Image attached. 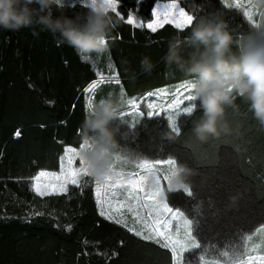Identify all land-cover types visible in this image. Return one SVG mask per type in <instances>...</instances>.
I'll list each match as a JSON object with an SVG mask.
<instances>
[{"label":"trees","instance_id":"trees-1","mask_svg":"<svg viewBox=\"0 0 264 264\" xmlns=\"http://www.w3.org/2000/svg\"><path fill=\"white\" fill-rule=\"evenodd\" d=\"M156 1L170 0H140L138 5L121 0L118 10H133L148 21ZM179 3L193 15L218 12L234 33L257 29L220 0ZM63 7L69 14L88 8L81 3ZM118 18L106 38L102 66L112 62L126 95L186 80L162 59L167 39L185 29L165 25L152 33L125 22L126 15ZM36 31L0 30V264H170L167 250L99 214L89 179L62 194L41 197L31 190L29 182L38 170H58L64 148L82 142L83 89L96 79L93 58L86 61L50 33ZM145 56L154 63L150 72L141 67ZM108 87L102 85V96L115 88L108 92ZM194 103L191 115L178 118L179 134L160 115L144 116L134 127L122 124L117 135L118 153L132 159L173 158L191 170L185 180L190 193L166 195L167 204L191 221L198 242L184 254V264H198L202 256L218 260L264 224V125L237 97L238 108H227L221 121L229 131L202 141L192 132L202 115L199 102Z\"/></svg>","mask_w":264,"mask_h":264},{"label":"clouds","instance_id":"clouds-1","mask_svg":"<svg viewBox=\"0 0 264 264\" xmlns=\"http://www.w3.org/2000/svg\"><path fill=\"white\" fill-rule=\"evenodd\" d=\"M63 4L64 0H0V30L31 28L38 35L39 29L77 52H103L118 16L99 3H90L87 10L71 14ZM162 59L170 69L183 74L194 100L199 102L202 115L192 128L198 139L229 131L221 121L227 108H238L237 97L248 103L254 118L264 125V28L234 33L218 12L193 15L185 31L167 39ZM141 67L150 72L154 63L145 56ZM126 104L119 93L101 96L92 102L82 121L84 146L79 148V155L91 175L102 177L113 163ZM195 110L196 105L187 114ZM190 173L186 165H177L173 185L185 187Z\"/></svg>","mask_w":264,"mask_h":264},{"label":"snow or ice","instance_id":"snow-or-ice-1","mask_svg":"<svg viewBox=\"0 0 264 264\" xmlns=\"http://www.w3.org/2000/svg\"><path fill=\"white\" fill-rule=\"evenodd\" d=\"M82 3L85 0H81ZM140 0H136L137 5ZM89 4L100 6L106 10L110 9L116 16L124 19L130 25L137 23L136 14L133 10H128L126 14L121 13L118 9L121 0H87ZM63 6V5H61ZM243 15L249 21L254 22V14L249 10L248 5H241ZM153 17L146 24V28L152 33H156L159 29H163L165 25H173L176 29H186L190 26L193 20V14L187 11L184 7L179 6L177 0H171L163 12L159 10V6L153 7L151 10ZM143 23V21H141ZM58 43V42H57ZM103 81V75H99L98 80H93L90 87L94 90L96 86ZM119 83V81H117ZM182 88H177L168 109L189 113L195 107L194 103L181 108V105L187 102H193L194 97L191 94V85L185 80L181 82ZM87 91V89H85ZM134 110L132 115H143L139 112V106L135 101H129ZM86 107L89 109L92 104V98L88 97L85 100ZM157 106L149 104L150 109L147 115H157L155 108ZM122 112L121 116L124 117ZM171 127L179 134V128L176 120L169 115L168 117ZM19 136L20 132L17 131ZM84 146L82 141L79 145ZM79 161V166H76V161ZM61 168L59 172H52L46 169H40L34 176L31 177L33 190L41 197L56 193L62 194L68 192L69 185H79L82 177L90 176L88 168L85 166L82 157L79 155V150L74 147H66L64 155L60 158ZM121 157L116 154L113 163L104 173V182L98 179L95 186L96 202L99 209V214L109 221L115 222L117 225H123L127 231L133 233L136 237L144 241L154 242L170 253V264H181L182 252L191 247L194 241L190 235L189 221L183 217L179 211L172 210L164 202L162 198V183L160 173L163 171L166 174L163 180L167 181L174 170L175 162L171 159L166 161H151L142 160L137 162V171L126 172L118 166ZM155 181L154 185L148 183L149 179ZM55 180V183H53ZM170 187H178L177 185H169ZM117 189H123L127 193L126 200L114 199ZM51 190V192L49 191ZM187 191V188H185ZM125 210L130 213L134 219L132 227L128 226L127 220L124 217ZM177 222L175 233L172 231V222ZM264 232V228L258 230ZM253 237L250 235L247 241H251ZM122 243V242H121ZM256 252L255 247L249 249L244 258L239 259L236 264H264V254H253Z\"/></svg>","mask_w":264,"mask_h":264},{"label":"rangeland","instance_id":"rangeland-1","mask_svg":"<svg viewBox=\"0 0 264 264\" xmlns=\"http://www.w3.org/2000/svg\"><path fill=\"white\" fill-rule=\"evenodd\" d=\"M220 1L224 6L238 10L245 19H246V17L243 15V9H241V5H243V4L248 5L249 10L252 11L254 14L255 21L252 22V21H249L248 19H246V20L251 25L255 26L257 29L264 28V0H220ZM170 2H171V0L167 1V2L156 1L154 3L153 7H156L158 5L159 10L161 12H163L164 9L166 8V6ZM65 3H67V4L81 3L83 6L88 7L87 0H85L84 3H82L81 0H64V4ZM177 3L180 6L179 0H177ZM136 18H137V23L135 25H131V26L137 27V28H142V27L146 28L147 22H149L153 17L148 21H143V23H141V21H142L141 19H139L138 17H136ZM125 22H126V19H125ZM105 51L106 50H104L102 52V60L103 59L106 60L104 58ZM79 53L81 55H84V60H86V61H91V58H93L95 60L94 62L96 64H93V69L95 70L96 75H97L98 66H96V65H97V59L99 57V53H96V52L85 53V54L83 52H79ZM102 75H103L102 85H104L106 83L109 84L108 92L111 91L110 89L112 87H115L111 93L122 94L127 100V104H126L124 111H123L125 113V115L123 117V119L125 120V123H124L125 125H127L128 127H134L139 122V120L144 116L154 117V116L163 115L166 118L169 129L172 132L176 133V131L170 125V122L168 119L169 115H171L177 122L180 115L187 114V113H185L183 111H179V113L177 114L175 110L170 111L167 106L175 98L174 94H175L177 88H182V84H181L182 81L178 82V83H174L172 85H167L163 89H156V90L147 92L144 95H137V96L130 97L123 92V90L120 87V82L117 83V81H119V80L116 77V73H115V70L113 68V64L111 61H108L104 66H102ZM107 94H109V93H107ZM85 96H86V99L88 97H91L92 102L95 101L96 99H98L99 97L102 96V86L101 87L98 86L94 90H91V87H89L87 89V91H85ZM129 101H135L136 104L139 106V112L143 113V115H132V112L134 110L132 109V106L129 103ZM194 102H195V100L193 102H187L186 101L184 104L181 105V108L187 107V106H189L190 103H194ZM149 104H153V105L157 106L155 108V112L158 113L157 115H152V116L147 115L148 111L150 110L148 108ZM86 109L88 112L89 109L87 107H86ZM177 126H178V124H177ZM77 150H79V149H77ZM117 154L121 157V161L118 162V166L123 168L126 172L137 171L138 170L136 168L137 162L145 160V159H132V158H129V157L123 155L122 153H118V152H117ZM169 159H171L175 162V160L173 158H166V159H161V160H151V161H166ZM59 162H60V166H61L60 158H59ZM76 166L77 167L79 166L78 160L76 161ZM176 169H177V164L175 162L174 170L172 171L168 182L163 180V176L166 173L163 171L160 173L161 183H162V198L166 204H167L166 195L168 192L182 191L187 195L190 193L189 187L186 183H185V187H170L169 186L170 184L173 185L172 177H173L174 173L176 172ZM59 171H60V169L59 170H53L52 172H59ZM85 179L90 180V184L92 185L93 196H94L96 181L99 179L101 181V183H103L104 177L103 176L102 177H96L94 175H90L87 177H82L81 182ZM29 183H30L29 185H30L31 190L34 191L32 188L33 181L31 180ZM53 183H55V180H53ZM148 183L151 185H154L155 181L152 179H149ZM70 186H76V185H69L68 188ZM185 188H187V191L185 190ZM49 191L51 192V190H49ZM52 194H56V193H52ZM114 199L126 200L127 199L126 191L123 189H117ZM94 200H95V197H94ZM95 203H96V201H95ZM96 205H97V203H96ZM168 207L172 210L179 211L183 215V217L190 222L189 223L190 235H191L194 243L192 244L191 247L186 248L181 254V257H182L181 264H184V257H183L184 254L191 251L192 249H195L198 246V242L192 234L191 221L184 215V213L182 211H180L178 209L171 208L169 205H168ZM97 208H98V206H97ZM98 211H99V209H98ZM124 217L127 220L128 226L132 227L134 224V219H133L132 215L125 210ZM176 228H177V222L173 221L172 222L173 233H175ZM261 228H264V224L258 226L251 233L245 235V237L242 240V243L240 244V246L236 250L230 251V252H222L219 255L218 264H236V262L239 259L244 258L246 253L249 251V249H251L253 247H255V249H256V252L253 254H264V232H258V230ZM250 235L253 237V239L251 241H247V238ZM205 257L206 256L200 257V259L198 260V264H210L209 262L206 263V261H204ZM200 260H201V262H200ZM188 264H191V263H188Z\"/></svg>","mask_w":264,"mask_h":264},{"label":"crops","instance_id":"crops-1","mask_svg":"<svg viewBox=\"0 0 264 264\" xmlns=\"http://www.w3.org/2000/svg\"><path fill=\"white\" fill-rule=\"evenodd\" d=\"M79 53V52H78ZM80 54V53H79ZM85 54V53H84ZM101 56V57H100ZM99 57H100V59H99V65H98V71H97V75H96V79L95 80H98L99 79V75L100 74H102V52H100L99 53ZM83 59H84V57H83ZM92 82V81H91ZM91 82L90 83H88L87 85H86V87L83 89V94H84V96H85V89H88L89 87H90V85H91ZM106 86H109V84H105ZM172 85V84H171ZM101 87L102 86V82L101 83H99L96 87ZM120 87H121V84H120ZM163 88H165V86H163V87H160V88H158V89H163ZM91 90H93L92 88H91ZM85 99H86V96H85ZM86 111H87V109H86ZM65 149V148H64ZM76 149H79V147L78 148H76ZM62 155H64V152H63V154ZM61 155V156H62ZM61 156H60V158H61ZM60 162H59V169H60ZM58 169V170H59ZM94 197H95V201H96V196H95V194H94ZM97 203V202H96ZM203 259V258H202ZM201 259V260H202ZM201 260H200V262H201ZM204 261H206V263H210V264H218V260L217 259H213V258H208V257H205L204 258ZM199 262V263H200Z\"/></svg>","mask_w":264,"mask_h":264}]
</instances>
